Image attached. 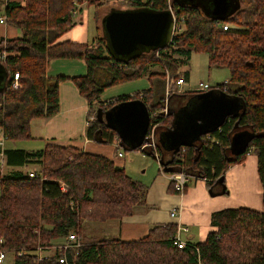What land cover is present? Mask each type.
I'll use <instances>...</instances> for the list:
<instances>
[{
	"label": "trees",
	"instance_id": "obj_1",
	"mask_svg": "<svg viewBox=\"0 0 264 264\" xmlns=\"http://www.w3.org/2000/svg\"><path fill=\"white\" fill-rule=\"evenodd\" d=\"M98 2L6 3V24L22 33L16 38L0 36V63L9 72L7 89L0 94V129L8 141L31 139L33 120L57 115L59 86L72 80L89 106V140L101 139L107 145H120L118 134L98 121L97 111L125 101L141 100L153 108L151 125L157 126V147L144 154L162 156L169 161L158 136L171 127L175 113L198 94L193 90L177 92V81L183 78L190 81L192 55L203 52L208 55L210 68L230 71L228 82L212 90L240 98L244 109L198 145L182 149L171 160L168 174L188 173L196 179H205L212 188L230 166L243 164L253 154L258 159L264 207V0H240V8L222 21L179 0L121 1L128 9L150 7L167 11L172 8L180 29L166 49L128 63L110 54L102 29L91 44L61 41L76 25L74 12L78 6L84 3L95 6ZM60 59L83 61L87 74L48 76L49 63ZM15 74H19V89L11 86ZM144 77L151 81L155 78L167 81L170 77L169 96L156 102L154 86H151L134 95L102 99L107 89ZM166 105L170 113L165 117L158 112ZM241 133L249 134L252 139L244 152L234 155L232 138ZM5 156L10 167L39 168L33 169L37 176L34 178L29 176L30 172L17 170L0 179V252L6 253L5 259L7 254H13L14 264H264V208L262 212L236 208L214 213L211 220L214 230L207 240L194 245L188 242L192 246L184 249L175 245L178 227L174 224L155 225L136 241L116 237L99 240L84 233V229H91L86 225L121 223L137 209L148 208V186L134 180L113 160L75 147L47 144L36 152L7 149ZM70 235H75L80 247L68 241ZM65 245L69 246L66 250ZM50 250L54 252L48 253ZM41 253L46 255L42 261ZM63 258L66 263L60 262Z\"/></svg>",
	"mask_w": 264,
	"mask_h": 264
},
{
	"label": "crops",
	"instance_id": "obj_2",
	"mask_svg": "<svg viewBox=\"0 0 264 264\" xmlns=\"http://www.w3.org/2000/svg\"><path fill=\"white\" fill-rule=\"evenodd\" d=\"M23 1L0 0V17H5L4 8L6 3H23ZM90 7L93 8L94 6L87 5L86 3L78 6V12L76 11L74 16L76 25L63 36L61 41L69 40L80 44H90L91 41L93 42L95 40L99 32V25L97 23L98 11L94 7L95 13L92 16L89 10ZM118 10H128V8H118ZM93 21L94 23H92ZM94 30H96V35ZM0 36L3 38H16L21 37L22 33L15 27L0 24ZM50 64L53 67L56 66L53 72L47 73L50 77L84 76L87 69L85 67L86 64L84 63V65L82 61L78 60H53ZM149 82L150 86L148 88L154 86L155 101H164L168 94L167 82L159 78H155L153 81L149 80ZM59 96V113L52 118L36 121L39 122L38 124L43 127L46 133L42 138L46 140V145L75 147L85 152L105 156L113 160L118 167L124 168L122 162L124 157L119 158L117 156V153L122 150V148H118L120 145L116 143L107 145L99 142L101 139L94 141L88 139L87 128L89 124L87 115L89 106L72 80H67L60 84ZM185 106L186 104L183 107ZM170 129H173V123L167 130H162L158 136V142L162 134H165ZM200 142L197 141L194 146ZM184 148L186 147L183 146L181 150ZM7 149L22 148H9L6 144L5 150ZM162 150L169 161L177 158L178 153L181 151L168 150L163 146ZM15 171H17V168L10 167L7 164L0 165V179ZM31 171H33V168L27 172ZM172 187L171 174L164 173L163 167L159 165L158 175L148 187V208H139L132 216L123 219L121 223L116 222L104 227V232L107 237H116L123 241H136L145 237L155 225L174 224L178 228H188V232L182 234L185 241L193 244L203 243L214 230L211 226L212 215L214 213L236 208H248L262 212L264 208L263 189L258 174V159L253 154H249L243 164L230 166L224 175L223 187L225 189L222 186H217L214 190L217 193L216 196L211 195V188L202 179L192 178L185 192L182 194L176 193L171 189ZM224 190L227 193L222 194ZM174 211L177 212L176 217L171 216ZM87 227L95 228L96 225L94 223L92 225L87 224ZM50 252L48 251V253ZM2 264H5V261Z\"/></svg>",
	"mask_w": 264,
	"mask_h": 264
},
{
	"label": "water",
	"instance_id": "obj_3",
	"mask_svg": "<svg viewBox=\"0 0 264 264\" xmlns=\"http://www.w3.org/2000/svg\"><path fill=\"white\" fill-rule=\"evenodd\" d=\"M195 5L206 14L222 21L240 8V0H179ZM175 19L172 8L156 11L150 7L128 10H111L101 22L102 35L110 54L118 61L128 63L153 51L166 49L174 38ZM9 72L0 63V94L7 89ZM244 109L238 97L224 91L210 90L200 93L174 115L173 129L163 133L159 142L168 150L179 152L184 147H194L204 136L213 134L224 123L239 116ZM97 118L103 127L118 134L123 149L139 151L147 140L151 126V108L141 100H129L110 109H98ZM252 137L236 134L232 138L231 150L234 155L245 151ZM102 141V140H101ZM99 141V142H101ZM164 173H170L169 164L160 156H153ZM224 184L221 177L210 189ZM224 192H222L223 194Z\"/></svg>",
	"mask_w": 264,
	"mask_h": 264
},
{
	"label": "rangeland",
	"instance_id": "obj_4",
	"mask_svg": "<svg viewBox=\"0 0 264 264\" xmlns=\"http://www.w3.org/2000/svg\"><path fill=\"white\" fill-rule=\"evenodd\" d=\"M97 1H99L98 5H95V6L93 5V6L96 7L98 11L97 23L99 25V29H101L102 18L105 15H107L111 10H113L114 8H117V9L127 8V5L122 3L119 0H97ZM94 7L89 8L92 16L95 13ZM92 23H94V21ZM94 31L96 35V30ZM60 60H63V59H60ZM85 67L87 68V66ZM54 69H56V66L53 67L50 64L48 66L47 73L49 74L53 72ZM86 73H87V69H86ZM190 73H191L190 81L186 82V85L183 88L181 89L178 88L177 92L192 91L196 87H198V85L201 82L209 84V86L211 87H215L217 85L228 82L230 78V71L228 68H210L208 55L203 52L193 53L192 59L190 61ZM166 82H167V90L168 89L170 90L169 78L167 79ZM149 86H150V82L147 77L137 79L134 81H130V82L121 83V84H118L114 87L107 89L102 95V99L107 100L113 97L121 96L122 94L134 95L137 92L148 89ZM95 107L97 106L95 105ZM150 108L151 110L153 109L152 107ZM154 111L158 112V110L157 111L154 110ZM158 113L161 114L162 111L160 110ZM93 118H94V113H92L91 115V119ZM37 120H41V119H36L35 121L33 120L34 122L31 123V139L17 141V142L9 141L8 143L6 142L7 146L9 148H22L23 150L28 151V152H36V151L43 150L46 146V143H45L46 140L42 138L44 137V135H46V133L43 127L38 124L39 122H36ZM122 152L124 155V158L122 159L123 167L126 170L127 174L130 175L134 180L139 181L149 187L150 183L158 175L159 163L156 160H154L152 157L147 156L139 151H132L130 149H126L125 151H122ZM32 168L35 170H39V168L36 166L17 168V170L27 172L29 169H32ZM31 172H34V171H31ZM113 223L115 222H108L107 224L96 223L94 224V225H97L95 229L91 228V229H88V231L84 229V233L90 234L91 237H94L99 240L104 239L107 237V235L104 232V227H106L107 225H111ZM92 224L93 223H91V225ZM50 251L52 253L54 252V250H50ZM5 264H14L13 254H7V259L5 260Z\"/></svg>",
	"mask_w": 264,
	"mask_h": 264
},
{
	"label": "built area",
	"instance_id": "obj_5",
	"mask_svg": "<svg viewBox=\"0 0 264 264\" xmlns=\"http://www.w3.org/2000/svg\"><path fill=\"white\" fill-rule=\"evenodd\" d=\"M76 12H74V16H75ZM173 15H174V19H175V26H174V36L177 32H179V28H178V24H177V18H176V15H175V12L173 11ZM0 24H6V18L5 17H0ZM228 29V26H225L224 27V30H227ZM186 85V81H183V79H178L177 81V86L179 89L183 88L184 86ZM12 88L14 89H19L20 87V84H19V74H15V77H14V80L11 84ZM212 90V87L209 86V84H206L204 82H201L198 87H196L193 91L194 92H198V93H205V92H208ZM169 96V92L167 94V97ZM164 115H166L168 113V107L165 106V109L162 111ZM156 129H157V126H150V129H149V132H148V135H147V140L146 142L142 145L141 149L139 150L140 152L142 153H145V151H149V150H152L154 151L157 147L156 145ZM210 136V135H208ZM8 141L7 139V136L5 135V133L2 131V129H0V165L3 166L4 164H6V156H5V148H6V142ZM123 150H121L120 152L117 153V156L119 158H123L124 155H123ZM29 176L34 178L36 177V173L34 172H30L29 173ZM194 178L193 176L189 175V174H186L184 172H179V173H174V174H171V183L173 184V188H174V191L176 193H179V194H182L185 192L186 188L188 187L189 185V182L190 180ZM61 189L63 191H66V188L61 185ZM177 215V212L174 211L172 212L171 216L172 217H176ZM188 232V228L187 227H182V228H178V233H177V236H176V240H175V245L179 248V249H184L187 247L188 245V242L185 241L182 237V234L183 233H186ZM68 241L72 242L75 244V247H80L81 244L80 242L77 241L75 235H70L69 238H68ZM63 248V247H61ZM69 246L68 245H65L63 249H68ZM198 251V249H197ZM40 261L44 260L46 255L41 253L40 255ZM6 258V253L4 252H0V264L3 263V261L5 260ZM61 263H66V258H63L60 260Z\"/></svg>",
	"mask_w": 264,
	"mask_h": 264
},
{
	"label": "bare ground",
	"instance_id": "obj_6",
	"mask_svg": "<svg viewBox=\"0 0 264 264\" xmlns=\"http://www.w3.org/2000/svg\"><path fill=\"white\" fill-rule=\"evenodd\" d=\"M177 21H178V20H177ZM178 33H179V32H178ZM182 77H183V76H182ZM169 78H170V77H169ZM183 79H184V78H183ZM198 94H199V93H198ZM154 116H155V114H154ZM163 116H164V115H163ZM165 117H166V116H165ZM154 118H155V117H154ZM157 120H160V118H157ZM152 126H153V125H152ZM158 126H159V125H158ZM187 174H188V173H187ZM36 177H37V176H36ZM202 180H203V179H202ZM204 180H205V179H204ZM193 245H194V244H193ZM188 246H192V245H189V244H188ZM188 246H187V247H188ZM193 247H194V246H193Z\"/></svg>",
	"mask_w": 264,
	"mask_h": 264
},
{
	"label": "flooded vegetation",
	"instance_id": "obj_7",
	"mask_svg": "<svg viewBox=\"0 0 264 264\" xmlns=\"http://www.w3.org/2000/svg\"><path fill=\"white\" fill-rule=\"evenodd\" d=\"M168 107V105H166ZM163 113V112H162ZM169 114V107H168V113L165 115L167 116ZM208 136V135H207ZM206 136H204L203 138H205ZM159 157V156H158Z\"/></svg>",
	"mask_w": 264,
	"mask_h": 264
}]
</instances>
